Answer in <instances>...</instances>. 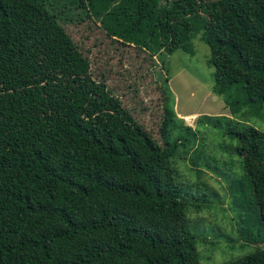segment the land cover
<instances>
[{
	"label": "trees",
	"instance_id": "1",
	"mask_svg": "<svg viewBox=\"0 0 264 264\" xmlns=\"http://www.w3.org/2000/svg\"><path fill=\"white\" fill-rule=\"evenodd\" d=\"M85 18L151 55L193 54L199 35L213 93L264 115V0H0V264H200L210 233L223 253L254 247L222 264H264V132L227 129L243 167L230 233L192 226L171 92L157 142L91 77L63 27Z\"/></svg>",
	"mask_w": 264,
	"mask_h": 264
},
{
	"label": "rangeland",
	"instance_id": "2",
	"mask_svg": "<svg viewBox=\"0 0 264 264\" xmlns=\"http://www.w3.org/2000/svg\"><path fill=\"white\" fill-rule=\"evenodd\" d=\"M63 27L86 57L91 77L119 97L157 142L163 140L162 103L167 87L171 98L166 103L172 105L177 116L168 136L178 142L174 155L177 180L187 190V202L203 206L200 211L191 208L187 216L191 225L229 234L231 223L220 212L234 220L240 193L232 189L231 183L241 178L243 167L236 140L227 129L247 124L264 132V115H251L247 108L231 114L223 98L213 93L210 50L199 35L192 40L193 54L177 49L151 55L145 48L110 38L93 19H77ZM204 240L197 239L196 244L200 264H222L254 249L250 244L232 254L223 253L227 251L207 244L214 241L213 234L204 236ZM224 244L222 240L220 246Z\"/></svg>",
	"mask_w": 264,
	"mask_h": 264
}]
</instances>
